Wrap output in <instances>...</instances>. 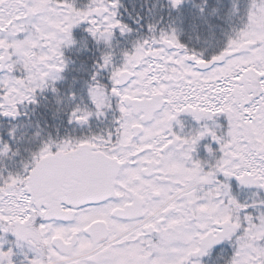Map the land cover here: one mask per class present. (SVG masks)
Returning a JSON list of instances; mask_svg holds the SVG:
<instances>
[{
  "label": "snow or ice",
  "instance_id": "1",
  "mask_svg": "<svg viewBox=\"0 0 264 264\" xmlns=\"http://www.w3.org/2000/svg\"><path fill=\"white\" fill-rule=\"evenodd\" d=\"M0 264H264V0H0Z\"/></svg>",
  "mask_w": 264,
  "mask_h": 264
}]
</instances>
